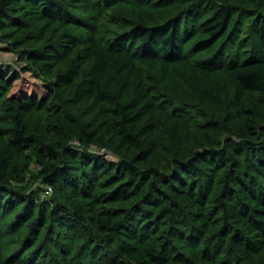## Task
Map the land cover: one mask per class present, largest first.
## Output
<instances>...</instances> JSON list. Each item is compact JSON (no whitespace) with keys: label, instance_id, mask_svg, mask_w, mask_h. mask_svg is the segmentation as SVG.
Returning a JSON list of instances; mask_svg holds the SVG:
<instances>
[{"label":"trees","instance_id":"16d2710c","mask_svg":"<svg viewBox=\"0 0 264 264\" xmlns=\"http://www.w3.org/2000/svg\"><path fill=\"white\" fill-rule=\"evenodd\" d=\"M130 1H2L0 33L11 38L32 29L29 39L38 48L28 59L40 76L55 80L44 91L64 89L78 116L62 117L67 137L55 149L28 134L26 120L37 107L36 95L14 101L2 162L6 166L15 158L14 148L35 146L44 184L54 197L87 202L73 209L62 202L51 208L38 204L35 195L15 194L0 185V261L3 245L12 242L14 262L87 264L99 254L100 235L109 234L116 238L120 256L135 257L136 264H229L226 259L232 256L233 264H264V127L245 106L250 93L264 96V0H246L262 9L250 10L248 37L231 31L230 6L201 22L199 16L185 15L150 24L141 14L120 29L106 12ZM202 6L196 3L193 13ZM98 20L115 30L100 34L93 25ZM54 32L63 34L50 42ZM226 36L228 46H219ZM68 59L67 71L55 78V69ZM172 67L205 81L223 74L233 91V109L245 115L246 134L217 146L194 131L191 120L163 102L148 83L147 73L159 70L164 78ZM9 87L0 76V103ZM69 139L81 143V150L70 146ZM165 140L169 149L162 145ZM96 145L113 150L118 164L89 153ZM100 171L110 175L104 182H97ZM112 187L109 194L106 188ZM112 202L130 208L120 219L99 208ZM35 212L41 220L38 229L22 228ZM41 227L49 235L40 246L45 237ZM81 227L91 232L92 243L75 256L73 238Z\"/></svg>","mask_w":264,"mask_h":264},{"label":"rangeland","instance_id":"374dc122","mask_svg":"<svg viewBox=\"0 0 264 264\" xmlns=\"http://www.w3.org/2000/svg\"><path fill=\"white\" fill-rule=\"evenodd\" d=\"M2 1L0 0V9ZM198 1L200 0H131L128 4L113 6L106 13L107 19L119 22L118 26L120 29H123L128 28L141 14L145 16L147 22L150 24H161L170 18L184 17L185 15H190L191 17L199 16L198 22H201L211 16L215 10L224 6H230L234 11V21L231 25V31L237 32L241 30L248 37L250 36L251 24L253 23L252 18L249 17L250 10L262 11L257 4L252 5L246 0H202L201 3H198ZM196 3L199 6L203 5L204 9L193 13ZM93 25L97 26L100 34L115 30L114 26L103 20H98ZM31 32L32 29L28 28L19 34L13 33L14 37L11 38H7L5 34L0 33V76L10 85L8 94L4 101L0 103V185L8 187L4 189H12L15 194L23 193L26 197L35 195L38 199V204H52V208L56 207L57 203L62 202L73 209L81 206V204H86L87 201L75 199L71 201L67 200L66 202L54 197L53 190L44 184L42 166L38 161L36 152H34L35 146L33 148H14L13 153L15 158L8 163L5 157L7 167L2 162L1 153L4 150L5 143L10 138V130L13 128L11 122L14 101L19 100L25 95H36L38 100H36L35 105L37 107L33 115L26 120V125L29 129L28 134L29 136H37L43 144L52 146L55 149H58L61 141L67 137L61 126L62 117L65 114L77 116L75 111L67 104V93L64 89L51 87L50 92L44 91V87L49 86L55 80H51L43 75L40 76L38 66L34 67L29 61L28 56L38 48V45L29 39ZM63 32H70V30L68 29ZM63 32H54V35L51 34L49 36V41H54L57 38L56 36L58 34L60 36ZM17 43L18 46H16ZM227 43H230V39L226 36L219 46H228ZM212 53L213 51L210 54L206 52L195 58V60L200 58L205 59L211 56ZM206 55L208 56L204 57ZM71 63L72 61L68 59L64 64L58 66L55 69L54 77L56 78L64 74ZM147 76L148 83L153 87L159 98L170 108L176 109L187 116L193 123L194 131L204 133L215 145L221 146L230 138L237 140L235 137H240L241 133L246 134V129L243 125L245 115H238L233 109V91L223 74H216L211 81H205L199 76H191L177 67H172L164 78L162 77V72L159 70L147 73ZM245 106L255 112L258 125L264 127V96L259 93H250ZM163 125L166 127L165 124ZM39 129H42L45 133L40 132ZM69 145L76 150H81V143L77 140L69 139ZM162 145L167 149L170 148L168 140L163 141ZM36 146L40 147V145ZM89 153L104 156L113 165H117L120 161L119 156L113 150L99 145L92 146L89 149ZM243 164L246 165L245 160ZM150 166L152 165H147V168ZM115 170L113 169V174ZM100 173L97 182H104L110 176L109 174L105 175L101 171ZM115 187L106 188V191L111 194ZM4 194L9 198L12 197V194L9 195L8 191H5ZM99 208L113 212L120 219L123 217V210L130 208V204L122 202L103 203L99 205ZM49 211H51L50 207ZM38 218L39 215L35 212L28 223H21L23 224L22 228L27 227L28 230L38 229V224L41 221ZM45 227H41L45 237L41 240L40 246L42 243L48 241L49 234ZM90 233L84 227L78 229L77 234L74 235L75 239L73 238L75 247L73 255L77 254L87 242L92 243ZM100 236L103 242L98 245L99 247H96L99 254L95 260L89 261L87 264H136L135 257L120 256L116 238L112 239L113 236L109 234H102ZM15 246L12 242L3 245V256L0 264L21 263L20 259L18 261L16 259L15 262L12 261V251L15 250ZM107 248L110 251H106ZM112 254L117 255V257H114ZM224 254L229 256L227 250L224 251ZM111 258L113 259L111 260ZM260 258L264 263V257L261 256ZM234 260L235 257L233 256L226 259L227 262L230 261L229 264H233ZM44 264L51 263L48 259ZM200 264L208 263L202 262Z\"/></svg>","mask_w":264,"mask_h":264}]
</instances>
